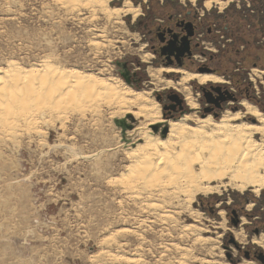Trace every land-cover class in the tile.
<instances>
[{
	"label": "rangeland",
	"instance_id": "obj_1",
	"mask_svg": "<svg viewBox=\"0 0 264 264\" xmlns=\"http://www.w3.org/2000/svg\"><path fill=\"white\" fill-rule=\"evenodd\" d=\"M145 2L142 21L189 19L193 13L219 18V24H208L220 44L210 41L208 51H199L213 55L208 64L222 77L224 83L216 86L227 90L221 96L226 100L214 96L216 106L199 85L190 84L198 109L186 113L180 94L174 92L178 101H172L160 92L154 98L161 116L219 119L227 111L243 116V100L264 115V0H231L209 12L203 0L194 6L187 0ZM131 20H108L98 8L88 11L82 0L73 6L0 0V68L8 71L14 63L39 73L50 63L126 84L114 62L128 59L133 69L148 51L142 24ZM197 54V61L207 59ZM142 65L143 81L134 90L145 89L147 66L161 67ZM50 110L28 119L30 114L15 108L11 129L0 126V264H264V191L254 196L221 188L212 197L196 195L190 210L198 211L199 219L194 218L181 196L126 189L121 175L129 163L116 145L121 129L109 111L92 121L76 113L50 116Z\"/></svg>",
	"mask_w": 264,
	"mask_h": 264
},
{
	"label": "bare ground",
	"instance_id": "obj_2",
	"mask_svg": "<svg viewBox=\"0 0 264 264\" xmlns=\"http://www.w3.org/2000/svg\"><path fill=\"white\" fill-rule=\"evenodd\" d=\"M58 1L61 5L73 6L81 0ZM82 1L88 11L94 12L98 8L108 20L123 22L130 16L131 23L143 15L141 8L146 3V0H123L121 6H116V0ZM187 1L194 6L202 0ZM230 1L203 0V6L208 12L212 8L221 10ZM93 46L99 49L100 45L96 43ZM139 59L149 64L153 57L145 50ZM8 68V71L0 68L1 127L11 129L15 118L12 110L15 108L21 114H30L26 117L28 119L51 109L48 112L50 116L56 114L65 118L69 113H76L80 120L89 117L97 121L103 111H109L110 119H124L131 126L121 131V143L118 142V134L116 136V145L124 148L129 163L127 174L121 175V182L129 191L145 187L161 197L167 194L181 196L191 211L190 216L197 219L198 211L190 210L196 195L212 197L219 195L221 188H230L238 193L247 191L254 196L264 191V115L249 100L239 104L245 110L243 116L240 112L227 111L219 119L211 114L199 118L195 113L169 119L161 116L160 106L155 102L157 93L172 90L182 96L184 112L197 110L190 84L220 85L224 83L220 76L191 73L181 68L155 70L148 67V82L143 85L145 89L134 90L137 85H126L118 77H97L50 63L44 64L39 73L21 70L14 63ZM251 72L254 76L257 74L255 69ZM163 74L166 77L179 76V79L167 80ZM253 119L256 124L247 122ZM164 130L166 133L162 136ZM257 135L259 140L255 139ZM219 214L222 216L224 213ZM107 253L103 252V255ZM241 264L251 263L245 261Z\"/></svg>",
	"mask_w": 264,
	"mask_h": 264
},
{
	"label": "flooded vegetation",
	"instance_id": "obj_3",
	"mask_svg": "<svg viewBox=\"0 0 264 264\" xmlns=\"http://www.w3.org/2000/svg\"><path fill=\"white\" fill-rule=\"evenodd\" d=\"M187 6L188 5L184 4V7ZM185 15L188 16L189 14ZM142 16L144 17V15ZM200 17L202 18H199L197 14L193 13L189 19L184 17L172 19V17H169L167 21L154 19L153 22L151 18H146L144 21L138 19V21H136L137 23L139 22L137 25L139 26L142 24L144 29L143 39L147 42L144 46L151 52L154 59V62H149L148 65L161 66L159 68H153V66H151V68L155 70L161 68H181L186 70L190 69L192 72L197 73H199L200 69L215 72L210 64H208V60L211 61L213 55L199 50L208 51L209 49L207 46L211 45L209 44L210 41L211 43L215 41L220 44L219 41H216V36L212 34L213 31L208 24L209 22H217L219 24V18H215L213 15L210 17L209 14L207 17L203 15ZM225 42L227 43L228 41ZM198 52L201 56H207V59L197 61ZM121 63L125 66L130 84L139 85L143 80L141 81L138 72L142 70L141 67H144V65H142L144 63L140 61L141 64H137L139 67L133 69L128 59L123 60ZM147 68L148 66L145 70L146 73ZM169 77L173 79L178 76L171 75ZM143 85L145 86L144 83L142 86ZM202 87H204L205 93L208 94L209 99L214 102L213 104H216V106H218V103L217 100L213 99L214 96L221 97L222 94H229L227 90L221 86L210 84ZM162 95L168 98L175 96L172 90H167L163 92Z\"/></svg>",
	"mask_w": 264,
	"mask_h": 264
},
{
	"label": "water",
	"instance_id": "obj_4",
	"mask_svg": "<svg viewBox=\"0 0 264 264\" xmlns=\"http://www.w3.org/2000/svg\"><path fill=\"white\" fill-rule=\"evenodd\" d=\"M114 64H115V66L119 69V76H120V78H121L126 84L129 85L130 82L128 81V73H127V71H126V69H125L124 64H122V63L119 62V61L114 62ZM199 72H200V73H208V74H212L211 71H209V70H205V69H200ZM197 88H198L200 91H202V93H203V97H204L207 101L211 102V100H210L209 97H208V94L205 93V91H204V89H203L204 87H202V86H197ZM216 89H218V88H216ZM169 99H170V100L178 101L176 95L173 96L172 98H169ZM219 99H220L221 101H225V100H226L225 98H221V97H220ZM157 100H158V99H157ZM113 124H114L116 127L120 128L121 131H124L125 129H129V128H131L130 125H128V124L125 123V120H124V119H114V120H113ZM156 129H157V128L154 127V130H156ZM165 133H166V130H164L162 136H164ZM121 134H122V133H121Z\"/></svg>",
	"mask_w": 264,
	"mask_h": 264
}]
</instances>
